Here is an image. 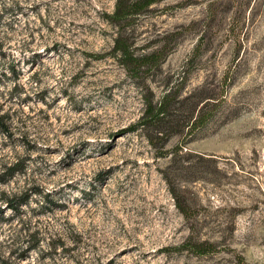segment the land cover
<instances>
[{
  "label": "rangeland",
  "instance_id": "374dc122",
  "mask_svg": "<svg viewBox=\"0 0 264 264\" xmlns=\"http://www.w3.org/2000/svg\"><path fill=\"white\" fill-rule=\"evenodd\" d=\"M116 1L0 3V175L24 167L0 183V264H264V0H165L133 21L135 55L168 43L145 73L156 97L186 71L182 94L204 87L216 106L204 128L170 137L167 149L193 153L173 161L128 132L147 88L113 53ZM167 178L197 207L194 237L211 254L184 247L194 225ZM22 194L12 217L6 201ZM28 229L40 246L20 258Z\"/></svg>",
  "mask_w": 264,
  "mask_h": 264
},
{
  "label": "trees",
  "instance_id": "16d2710c",
  "mask_svg": "<svg viewBox=\"0 0 264 264\" xmlns=\"http://www.w3.org/2000/svg\"><path fill=\"white\" fill-rule=\"evenodd\" d=\"M2 0H0L1 3ZM165 0H117L114 11L108 15V22L118 29V34L114 40L113 53L117 56L122 66L129 71L132 78L142 81L146 84V91L143 92L144 109L139 120L132 125L128 132H139L144 136L148 144L154 149L156 158L171 157L172 161L178 156L188 159L193 156V153L183 146H177L171 149L166 148V143L172 135L185 134L193 135L196 131L204 128L213 118L215 114L214 99L207 95L206 89L200 87L194 89L188 95L182 94V89L186 84L187 75L186 71L180 74L177 79L167 77L163 81V90L159 98L151 90L147 83L146 71L158 68L169 54L168 43L163 38L157 41V48L146 55L137 56L133 53L135 45L133 35L135 27L133 21L149 12H151L156 5ZM210 12L208 11V14ZM208 25L201 30V36L193 50L190 60H195L199 57L200 49L203 46L204 37L209 30ZM165 39V40H164ZM149 41L148 44H150ZM11 71L15 72V69ZM5 117L0 116V130L7 135L10 134V127L4 121ZM186 150V151H185ZM200 160L209 163L208 159L199 157ZM187 168H194L195 180H205L206 177L201 175L200 168L192 166L188 163ZM22 162L18 161L6 168V172L0 175V183H6L9 179L13 178L17 173L23 172ZM169 182V178H167ZM170 191L175 199V205L182 215L187 220H192L194 225V232L184 247L189 248L196 256L209 255L213 251L211 248L216 244L207 240H202L195 234L199 233V220L196 217V206L194 202L190 201L187 197V191L177 189L173 182H169ZM28 196L20 195L8 199L6 201V209L11 210L12 217L21 215V206L27 204ZM3 211H0V224L3 220ZM196 227V229H195ZM27 245L26 249L20 251L18 256L20 258H28L33 250L39 249L40 239L38 233L31 234L29 229L26 231ZM188 246V247H187ZM239 264V263H238Z\"/></svg>",
  "mask_w": 264,
  "mask_h": 264
}]
</instances>
